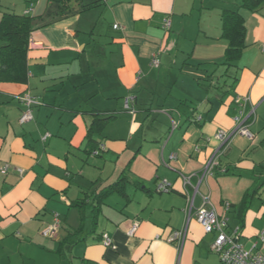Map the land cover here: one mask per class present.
<instances>
[{
	"label": "crops",
	"instance_id": "crops-1",
	"mask_svg": "<svg viewBox=\"0 0 264 264\" xmlns=\"http://www.w3.org/2000/svg\"><path fill=\"white\" fill-rule=\"evenodd\" d=\"M52 1L0 0V20L31 4L36 16L28 80L0 82V264H62L65 257L72 264H221L211 250L218 233L196 217L204 197L220 215L230 202L229 222L241 227L244 247L264 253V3L250 11L242 0H83L95 6L60 16L48 14ZM225 9L238 10L246 27L243 53L229 66L222 65ZM24 93L39 103L21 123ZM242 116L253 140L233 134ZM96 117L108 120L92 143ZM219 130L233 134L225 145ZM101 143L105 149L94 154ZM216 153L219 165L199 182ZM128 165L127 197H108L96 226L86 208L78 230L72 201L114 182ZM163 180L169 191L157 190ZM193 196L179 248L167 239L184 227ZM56 215V235L44 236ZM104 233L113 247L103 244ZM67 239L75 243L62 245Z\"/></svg>",
	"mask_w": 264,
	"mask_h": 264
},
{
	"label": "trees",
	"instance_id": "trees-1",
	"mask_svg": "<svg viewBox=\"0 0 264 264\" xmlns=\"http://www.w3.org/2000/svg\"><path fill=\"white\" fill-rule=\"evenodd\" d=\"M100 1L101 0H98V2ZM74 2L76 6L73 4ZM263 3L264 0H242V6L250 11L257 10ZM94 6L95 3L86 5L83 3V0H55L49 5L47 12L48 14H52L53 11H55L57 15L62 16L64 14L80 13ZM35 19L36 16L25 13L22 15L15 13L3 14L0 20V82L23 83L28 80L29 70L27 65V54L30 35L35 28ZM55 20L58 19L54 17V21ZM222 21V37L228 41V45L225 49V60L222 62V65L229 66L241 57L246 46L245 20L238 10L225 9L222 14ZM106 120H108V118L101 119L96 117L88 134L90 142L94 143L92 138L93 134L95 132L101 133ZM127 171H129V165L114 182L104 186L100 190H95L90 193L83 192L82 197L72 201L71 204L78 207L80 210L81 224L78 230L84 227L86 208L90 206L93 224L96 226L97 219L102 211V206L108 197L115 193L127 197L126 185L132 182L127 175ZM134 184L138 187H144L139 181H135ZM144 188L146 189V187ZM251 195H253V193ZM251 195H246V198H249ZM247 204L248 202L245 200L240 206V210L237 214L238 218H242V214L248 208ZM64 242L69 244V247L75 243L67 239L66 241H62V245ZM62 264L72 263L69 258L65 257Z\"/></svg>",
	"mask_w": 264,
	"mask_h": 264
},
{
	"label": "built area",
	"instance_id": "built-area-1",
	"mask_svg": "<svg viewBox=\"0 0 264 264\" xmlns=\"http://www.w3.org/2000/svg\"><path fill=\"white\" fill-rule=\"evenodd\" d=\"M106 3L108 0H101ZM34 10L33 4H31L26 10L25 14H31ZM170 26V21L166 20L165 27ZM114 29H121V25L114 24ZM152 66L158 67L160 64V59L157 54H154L151 61ZM18 98L23 101L27 108L23 111L20 122L26 123L33 119L32 106L39 103L33 96L29 93H24L19 95ZM131 104V99H126V108H129ZM247 117H238L237 121L239 125L233 133H240L246 136L248 139L253 140L255 138L254 133L245 125ZM232 134L227 133L224 130H219L216 137L222 142L223 145L227 144ZM105 149L104 144H100L99 147L94 151V154H99L101 150ZM219 165L217 153L211 157L208 164L204 168L202 175L199 176V182H202L208 175L213 174L216 166ZM8 170L7 165L2 168V172L6 173ZM20 173H23V169H20ZM186 183L190 182V177H186ZM157 190L169 191L170 184L167 180H163L157 185ZM194 206V196L188 198V206L186 209V223L183 228L173 231V233L168 237L169 242H177L179 248H181L187 233L188 224L191 218L192 208ZM232 204L230 202H225L224 209L225 214L220 215L209 197H204L202 205L196 211L197 220L205 228L207 232L216 231L218 233L217 238L211 244V250L220 256L221 264H264V253L259 251L248 250L244 247L240 238L242 235L240 226H232L229 222V217L227 213L231 210ZM60 225V218L56 215L54 222L46 225L42 229V234L46 237H53L56 235ZM139 227L138 222H134L130 227L128 233L134 235ZM261 239L264 240V232L261 234ZM102 242L107 247H113V239L108 233H104L102 236Z\"/></svg>",
	"mask_w": 264,
	"mask_h": 264
},
{
	"label": "water",
	"instance_id": "water-1",
	"mask_svg": "<svg viewBox=\"0 0 264 264\" xmlns=\"http://www.w3.org/2000/svg\"><path fill=\"white\" fill-rule=\"evenodd\" d=\"M233 134H234V133H233ZM233 134H232V135H233Z\"/></svg>",
	"mask_w": 264,
	"mask_h": 264
}]
</instances>
